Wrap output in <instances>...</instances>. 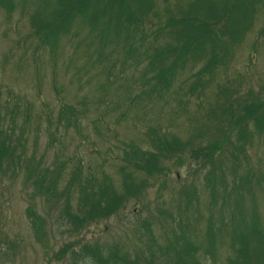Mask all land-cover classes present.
<instances>
[{
	"label": "rangeland",
	"instance_id": "rangeland-1",
	"mask_svg": "<svg viewBox=\"0 0 264 264\" xmlns=\"http://www.w3.org/2000/svg\"><path fill=\"white\" fill-rule=\"evenodd\" d=\"M9 1L10 11L0 6V264H91L72 257L85 248L117 250L139 264H170L159 249L172 250L176 242L200 247L187 260L226 264L237 225L264 219V130L249 121L246 141L236 143L235 129L227 133L205 112L222 105L223 97L216 98L221 87L232 94L230 104L262 108L264 0L257 1L242 38L229 46L224 67L195 78L192 73L206 61L188 60L165 99L143 97L137 106L130 99L141 90L145 61L137 68L131 61L122 64L113 42L101 46L97 36L92 42L83 21L48 46L31 24L42 0ZM193 1L150 3L163 19L180 16ZM98 47L105 63L98 60ZM107 64L111 81L101 68ZM193 84L203 86V95L190 93ZM149 126L188 146L163 154L165 174L133 173L142 181L139 191L112 214H89L93 186L122 189L118 166L126 151L154 149ZM215 140L222 146L209 160L202 149ZM247 174L254 185L240 189V176ZM211 228H221L214 241Z\"/></svg>",
	"mask_w": 264,
	"mask_h": 264
},
{
	"label": "trees",
	"instance_id": "trees-1",
	"mask_svg": "<svg viewBox=\"0 0 264 264\" xmlns=\"http://www.w3.org/2000/svg\"><path fill=\"white\" fill-rule=\"evenodd\" d=\"M257 1L194 0L180 16H174L167 11L169 15L162 19L153 11L150 0H42L40 7H37L31 16V24L33 33L40 36L49 46L55 38L68 33L74 22L83 21L93 33L92 42L96 36L101 46L109 41L113 42L115 49H119L120 54H123L122 64L131 61L137 68L145 61L139 77L141 90L130 99V102L136 103L137 106L143 97L153 100L165 99L177 72L188 60L206 61L203 69L198 68L192 73L195 78H198L199 74H210L219 66L224 67L228 63L229 46L236 44L244 31L250 27L251 15L255 12ZM0 6L7 11L12 9L9 0H0ZM217 21L221 23L214 29L213 24ZM145 41L149 43L144 45ZM223 41L226 43V49L223 47ZM98 48L95 51L98 53V60L104 62V56L100 55L101 48ZM101 68L111 81V67L107 64ZM192 87L190 93L201 92L203 95L202 85L193 84ZM231 96L226 87H221L216 98L223 97L222 105L216 103L205 113L209 120L211 118L218 121L219 126L224 124L227 133L235 129V142L244 143L247 137L245 129L249 121H252L258 130H264V95L259 100L261 109H258L255 102L232 105L228 100ZM11 97L16 101L18 95ZM75 112L76 110H69V114ZM146 134L150 137L154 149H128L118 166L122 189L108 192L104 187L98 189L93 186L89 214L101 217L112 214L130 195L139 191L142 181L137 183L133 173L141 172L149 176L165 174L163 169L168 168L161 165L163 154L174 153L188 146L187 143L176 142L168 132H161L160 128L154 126H149ZM221 146L222 143L215 140L204 147L202 153L211 160ZM199 154L193 155L198 161L201 159ZM252 178L249 174L241 175L238 184L240 189L252 188ZM89 182L94 184L91 179ZM80 220L70 222L77 223ZM179 221L177 222L180 224ZM220 229H210V240L214 241L215 230ZM176 245L172 250H167L166 246L159 249L163 257L171 260L170 264H205L203 261L193 262L185 259L187 254L196 253L200 249L199 246L189 242L182 247H179L177 242ZM229 246L233 249V257L229 258L226 264H264V219L259 222L256 217H252L244 225H237L231 233ZM72 257L76 263L88 258L91 264H139L138 259H131L128 254L117 250L103 254L92 248L77 249L72 251Z\"/></svg>",
	"mask_w": 264,
	"mask_h": 264
}]
</instances>
